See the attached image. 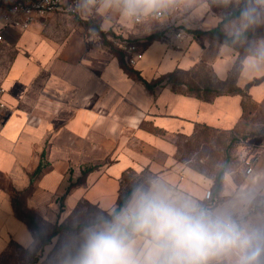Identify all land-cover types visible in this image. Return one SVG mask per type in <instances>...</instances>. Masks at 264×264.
Listing matches in <instances>:
<instances>
[{
	"label": "crops",
	"instance_id": "obj_1",
	"mask_svg": "<svg viewBox=\"0 0 264 264\" xmlns=\"http://www.w3.org/2000/svg\"><path fill=\"white\" fill-rule=\"evenodd\" d=\"M97 1L88 13L39 15L26 28L0 7V59L9 53L0 78V261L12 248L38 244L16 204L48 226L83 204L107 216L153 179L210 208L231 205L237 217L264 200V70L243 65L250 45L264 41V9L256 6V22L233 42L227 31L240 26L248 0H174L160 18L132 20L101 11ZM175 27L198 36L176 38ZM100 32L137 42L141 57L126 65L146 82L176 74L199 94L175 92L165 81L148 89L103 46ZM162 33L167 39L147 42ZM202 131L236 142L238 163L225 168L213 206L207 194L218 174L180 159L181 145ZM240 193H251V203Z\"/></svg>",
	"mask_w": 264,
	"mask_h": 264
},
{
	"label": "clouds",
	"instance_id": "obj_2",
	"mask_svg": "<svg viewBox=\"0 0 264 264\" xmlns=\"http://www.w3.org/2000/svg\"><path fill=\"white\" fill-rule=\"evenodd\" d=\"M174 0H102L101 11L117 9L128 20L147 18ZM227 2V0H225ZM97 0H77L88 13ZM257 5L248 0L240 26L228 29L233 42L258 18ZM244 70H264V41L249 48ZM139 121L133 119L132 126ZM251 193H240L251 203ZM62 264H264V223L245 222L231 205L210 208L164 182L153 179L133 188L119 210L100 215L80 233L74 255Z\"/></svg>",
	"mask_w": 264,
	"mask_h": 264
},
{
	"label": "rangeland",
	"instance_id": "obj_3",
	"mask_svg": "<svg viewBox=\"0 0 264 264\" xmlns=\"http://www.w3.org/2000/svg\"><path fill=\"white\" fill-rule=\"evenodd\" d=\"M7 58L0 59V78L7 68ZM1 55V49H0ZM5 113L0 108V125ZM234 138L231 135L202 131L199 136L180 147V159L210 175H217L222 167L231 168L238 160L234 154ZM102 214L84 205L80 210L71 214L65 221L67 231L53 238L50 244L44 246L41 242L27 251L20 247L12 248L0 264H28L29 261H38L36 264H62V258L74 255L80 243V233L84 227L95 221ZM245 222L264 223V200H259L249 210L246 216L238 217ZM43 224V223H42ZM46 235L51 232L52 226L43 224Z\"/></svg>",
	"mask_w": 264,
	"mask_h": 264
},
{
	"label": "trees",
	"instance_id": "obj_4",
	"mask_svg": "<svg viewBox=\"0 0 264 264\" xmlns=\"http://www.w3.org/2000/svg\"><path fill=\"white\" fill-rule=\"evenodd\" d=\"M173 29L180 30L178 27H175ZM213 32L222 35V33H221V31L219 29H216ZM186 33H188V34L191 33L194 36H198L197 31H188V30H186ZM100 35H101L103 46L105 48H107L110 52H112L114 55L118 56L120 58V60H121L122 65L125 67V70H127V72H129V74L133 75L137 80L142 82L148 89H153L159 83L165 81L166 82L165 85L169 86L175 92L194 94V95H198L199 94L198 91L195 88H192L190 86H186L182 82V79L180 78V76H178L176 74L169 75V76L163 78L162 80H160L158 82H154V83L146 82L136 72H134L133 70H131L130 68L127 67V65H126L127 61L129 62V58H128L127 54L124 51H122L121 49H119L114 44L115 40L122 39L121 36L117 32H108V33L100 32ZM148 38H149L148 39L149 41H147V42H150V41L155 40V39H166L165 36H164V33H162L161 35L149 36ZM223 38L226 39V40H231L230 38L225 37V36H223ZM129 41H132L133 43L137 44V42L135 40H129ZM224 170H225V167L222 168V170L218 173V175L216 177V188H215V191L210 193L211 195H210V198L208 199L210 202L213 201V202H211L210 206H213L214 203H217L216 202L217 200L215 201L214 199L216 197V193L220 190V187H221L220 185H221V181H222V176H223ZM37 173H38V171H37ZM83 206H84V204L81 205L79 208H77V210H75L73 213H75L78 210H80ZM122 206H123V202L121 203L119 208L122 207ZM91 208L96 210L98 213L102 214L98 209H96L94 207H91ZM62 210H63V205H62V201H61V203H60V211H62ZM16 211H17V214L19 215V217H21L25 221H27L30 230L34 234L35 239L37 241L41 242V244L44 245V246L50 244V242H51V240L53 238L59 236L62 232L67 231V229H68L66 227V222L57 223L55 225H52L51 232L48 233V235H46V233L44 231L43 224L40 221V219L37 217L36 214H34V213L30 212V211L27 212V211L23 210L20 207L19 204H16ZM104 216H106V215H104ZM23 250L27 251L26 249H23ZM37 262L38 261H29L28 264H36Z\"/></svg>",
	"mask_w": 264,
	"mask_h": 264
},
{
	"label": "built area",
	"instance_id": "obj_5",
	"mask_svg": "<svg viewBox=\"0 0 264 264\" xmlns=\"http://www.w3.org/2000/svg\"><path fill=\"white\" fill-rule=\"evenodd\" d=\"M1 6H4L8 13L21 16L22 21L14 20V24L23 28H26L39 15H48L60 11H67L72 15H79L81 13V10L77 8V0H0ZM156 16L160 18L162 17V13L158 12ZM172 33L176 38L186 37V33L181 30L173 29ZM119 35L122 39L115 40L114 44L127 54L130 64H134L135 60L141 57V49L137 44L125 38L122 33H119ZM165 38L167 39V36ZM2 41L3 31L0 30V42ZM248 165L250 166V164ZM250 172L251 170L248 169L247 173ZM210 195L209 192L207 198H210Z\"/></svg>",
	"mask_w": 264,
	"mask_h": 264
}]
</instances>
